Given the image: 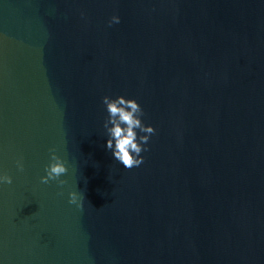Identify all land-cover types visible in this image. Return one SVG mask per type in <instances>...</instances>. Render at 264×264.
<instances>
[{
	"label": "water",
	"instance_id": "water-1",
	"mask_svg": "<svg viewBox=\"0 0 264 264\" xmlns=\"http://www.w3.org/2000/svg\"><path fill=\"white\" fill-rule=\"evenodd\" d=\"M104 96L155 129L138 167ZM0 174V264H264V0H0Z\"/></svg>",
	"mask_w": 264,
	"mask_h": 264
},
{
	"label": "clouds",
	"instance_id": "clouds-1",
	"mask_svg": "<svg viewBox=\"0 0 264 264\" xmlns=\"http://www.w3.org/2000/svg\"><path fill=\"white\" fill-rule=\"evenodd\" d=\"M113 23H119L118 16L111 17L109 26ZM102 103L107 112V118L103 123L107 133L106 149L111 151L113 158L125 169L140 166L144 160L141 153L147 151L150 135L155 134V129L151 125H145L142 122L143 109L135 99H125L123 96L115 98L104 96ZM16 167L21 172L24 170L21 160L16 161ZM66 172V162L57 155L55 148L49 149V162L44 167L45 174L39 177L40 183L49 184L55 181L63 186L66 181L60 177ZM10 184H12V177L0 174V185ZM68 197L69 204H74L77 208L82 207L84 197L78 192L70 191Z\"/></svg>",
	"mask_w": 264,
	"mask_h": 264
}]
</instances>
